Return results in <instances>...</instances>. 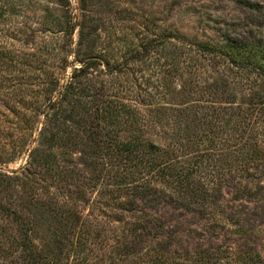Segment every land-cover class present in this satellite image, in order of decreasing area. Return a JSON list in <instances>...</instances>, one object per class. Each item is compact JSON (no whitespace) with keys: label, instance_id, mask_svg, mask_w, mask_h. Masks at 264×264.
Masks as SVG:
<instances>
[{"label":"rangeland","instance_id":"1","mask_svg":"<svg viewBox=\"0 0 264 264\" xmlns=\"http://www.w3.org/2000/svg\"><path fill=\"white\" fill-rule=\"evenodd\" d=\"M2 4L0 264H264V0Z\"/></svg>","mask_w":264,"mask_h":264},{"label":"trees","instance_id":"2","mask_svg":"<svg viewBox=\"0 0 264 264\" xmlns=\"http://www.w3.org/2000/svg\"><path fill=\"white\" fill-rule=\"evenodd\" d=\"M7 7H8V6H4L3 4L0 5V9H1V10H3V9L7 10ZM153 165H154L155 167H158V166H160L161 164H159V163L157 162L156 164H153ZM159 172L162 173L160 170H159Z\"/></svg>","mask_w":264,"mask_h":264}]
</instances>
